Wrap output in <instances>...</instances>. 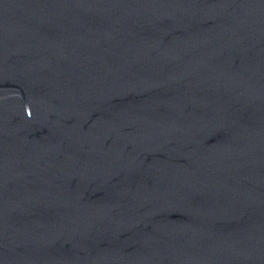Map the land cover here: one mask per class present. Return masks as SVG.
I'll return each mask as SVG.
<instances>
[{"label": "water", "instance_id": "obj_1", "mask_svg": "<svg viewBox=\"0 0 264 264\" xmlns=\"http://www.w3.org/2000/svg\"><path fill=\"white\" fill-rule=\"evenodd\" d=\"M0 264H264V0H0Z\"/></svg>", "mask_w": 264, "mask_h": 264}]
</instances>
